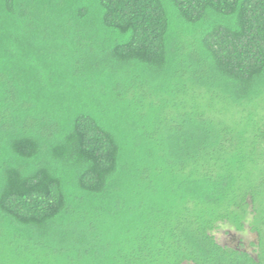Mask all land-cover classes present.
<instances>
[{
  "label": "trees",
  "instance_id": "obj_1",
  "mask_svg": "<svg viewBox=\"0 0 264 264\" xmlns=\"http://www.w3.org/2000/svg\"><path fill=\"white\" fill-rule=\"evenodd\" d=\"M0 264H264V0H0Z\"/></svg>",
  "mask_w": 264,
  "mask_h": 264
},
{
  "label": "rangeland",
  "instance_id": "obj_2",
  "mask_svg": "<svg viewBox=\"0 0 264 264\" xmlns=\"http://www.w3.org/2000/svg\"><path fill=\"white\" fill-rule=\"evenodd\" d=\"M249 220L248 218V221ZM213 234L220 245L240 248L252 255L257 251V234L251 230L248 224L245 225L244 230L241 232L235 231L234 228L228 224H220Z\"/></svg>",
  "mask_w": 264,
  "mask_h": 264
}]
</instances>
